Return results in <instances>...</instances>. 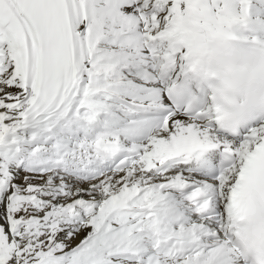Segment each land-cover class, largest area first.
I'll use <instances>...</instances> for the list:
<instances>
[{"label":"snow or ice","instance_id":"6c2138e0","mask_svg":"<svg viewBox=\"0 0 264 264\" xmlns=\"http://www.w3.org/2000/svg\"><path fill=\"white\" fill-rule=\"evenodd\" d=\"M240 28L264 0H0V264H264V67ZM69 113L141 139L72 141Z\"/></svg>","mask_w":264,"mask_h":264},{"label":"bare ground","instance_id":"6f19581e","mask_svg":"<svg viewBox=\"0 0 264 264\" xmlns=\"http://www.w3.org/2000/svg\"><path fill=\"white\" fill-rule=\"evenodd\" d=\"M254 29L255 26H252ZM238 31L243 36V40L246 41H259L261 43H264V29L255 31L252 29H243L240 28ZM230 40V39H228ZM72 115L71 113L68 114V116ZM122 115V114H121ZM67 116V117H68ZM67 117L65 119H62L60 123L57 125L55 131L60 132L62 128V122H66ZM131 118L124 117L123 119L120 118V116H101L99 122H101L100 127L108 126L113 129V134H118L123 141L132 142L133 140L139 142L141 139V131L142 126L139 125H133L132 122H130ZM136 122H139L138 120ZM135 122V123H136Z\"/></svg>","mask_w":264,"mask_h":264}]
</instances>
